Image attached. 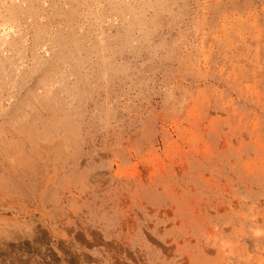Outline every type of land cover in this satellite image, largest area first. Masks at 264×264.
<instances>
[{
	"label": "rangeland",
	"instance_id": "rangeland-1",
	"mask_svg": "<svg viewBox=\"0 0 264 264\" xmlns=\"http://www.w3.org/2000/svg\"><path fill=\"white\" fill-rule=\"evenodd\" d=\"M0 264H264V0H0Z\"/></svg>",
	"mask_w": 264,
	"mask_h": 264
}]
</instances>
